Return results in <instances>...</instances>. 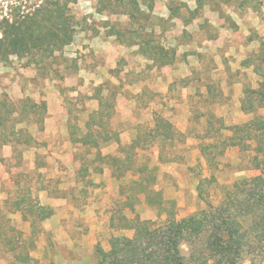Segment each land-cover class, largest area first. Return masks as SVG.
I'll use <instances>...</instances> for the list:
<instances>
[{
  "label": "rangeland",
  "instance_id": "1",
  "mask_svg": "<svg viewBox=\"0 0 264 264\" xmlns=\"http://www.w3.org/2000/svg\"><path fill=\"white\" fill-rule=\"evenodd\" d=\"M20 26L56 31L62 42L51 51L41 40L0 59V264H20L14 255L26 253L31 264H94L97 245L108 250L111 237L134 235L127 221L162 223L158 194L150 205L142 178L181 219L261 172L257 139L234 130L264 117L257 100L256 113L243 108L246 88L262 79L245 62L264 37V19L251 6L0 0V37ZM233 135L244 142L225 146ZM40 206L52 214L41 220ZM182 249L188 255L189 244ZM263 249L245 264H264Z\"/></svg>",
  "mask_w": 264,
  "mask_h": 264
},
{
  "label": "trees",
  "instance_id": "2",
  "mask_svg": "<svg viewBox=\"0 0 264 264\" xmlns=\"http://www.w3.org/2000/svg\"><path fill=\"white\" fill-rule=\"evenodd\" d=\"M197 1L203 2V0ZM240 1L243 5L251 6L264 19V0H255V3L252 0ZM58 3L60 2L55 1L56 7ZM65 33L69 38L63 40L64 43L69 42L71 37L68 31ZM42 35L44 38L41 37ZM41 40L48 42L44 48L51 51L58 48L62 42L60 34L56 31L45 34L36 32L32 28L25 31L21 26L5 30L0 37V59L7 58L9 54L24 55L35 48H40ZM172 54L174 55V52ZM168 55L170 56V53L166 51L165 56ZM245 62L254 64L256 72L262 78L258 88H246L245 91L244 100L249 107L244 102L243 108L246 112L256 113L254 100H257L260 106H264V37L260 39V48ZM110 96H115L113 90ZM160 121L162 125L164 123L165 128H169L168 120L160 119ZM234 130L236 133L245 130L249 138L257 139L258 143L254 147L256 155L253 160H259L254 167L260 169V173L235 181L231 188L227 189L225 198L218 205L208 204V208L181 219L172 212V201H166L170 207L162 203L161 190L151 187L148 189L147 179L142 178L140 182L136 181L141 186V191H144L150 205H153V197L158 194V203L162 204L158 206V218L164 214L167 217L162 223L142 219L139 216H136L133 221H127L126 226L134 229V235L111 237L108 250L97 245V260L94 264H245L247 254L257 253L264 248V169L262 166L264 159H260V156L264 158V117L257 114L245 124H238ZM160 134L166 137L171 136L168 129H164ZM106 139L104 137L103 141ZM228 140L230 141L225 142V146L244 142L235 135ZM137 141L132 143L133 149H136V143L139 142ZM93 144L97 148L101 145L98 140ZM103 156L106 157V155ZM107 157L113 162L120 159L113 155H107ZM141 182L144 183L141 184ZM19 205L18 208H22ZM38 208H40L38 214L41 220L52 214V210L47 206ZM24 219H28L26 213H24ZM32 224L35 225V220ZM184 243L189 244L188 255L183 252ZM14 256L20 264H31L33 260L29 253Z\"/></svg>",
  "mask_w": 264,
  "mask_h": 264
}]
</instances>
